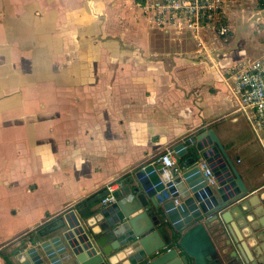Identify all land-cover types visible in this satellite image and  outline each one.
<instances>
[{
  "label": "crops",
  "instance_id": "obj_1",
  "mask_svg": "<svg viewBox=\"0 0 264 264\" xmlns=\"http://www.w3.org/2000/svg\"><path fill=\"white\" fill-rule=\"evenodd\" d=\"M141 1L0 0V264H8L2 254L22 264L18 253L36 244L32 230L112 180L123 187L210 127L259 211L263 241L239 232L261 253L264 135L237 111L228 71L264 57V6L227 0L231 34L196 39L155 26ZM188 150L180 163L196 156ZM208 231L219 254L236 248L222 222Z\"/></svg>",
  "mask_w": 264,
  "mask_h": 264
},
{
  "label": "water",
  "instance_id": "obj_2",
  "mask_svg": "<svg viewBox=\"0 0 264 264\" xmlns=\"http://www.w3.org/2000/svg\"><path fill=\"white\" fill-rule=\"evenodd\" d=\"M192 146L196 156L180 173L162 162L149 164L115 192L114 203L91 208L108 194L105 190L86 206L66 212L61 230L18 253L21 263L110 264L115 256L116 264H264V247L260 245L259 254L239 232L248 230L247 238L256 240L255 245L263 241L253 224L259 211L244 199L248 187L214 128L179 143L177 155L187 154ZM198 159L213 167L216 187L207 185ZM211 222L225 225L227 244L236 245L234 253L219 254L208 231Z\"/></svg>",
  "mask_w": 264,
  "mask_h": 264
},
{
  "label": "built area",
  "instance_id": "obj_3",
  "mask_svg": "<svg viewBox=\"0 0 264 264\" xmlns=\"http://www.w3.org/2000/svg\"><path fill=\"white\" fill-rule=\"evenodd\" d=\"M223 2L224 0H142L140 5L158 28L188 32L194 38L201 39V34L207 30L223 37H228L233 31L232 25L224 19ZM228 75L232 91L238 100L237 111L248 120L254 133L261 138L264 135V57L242 60L229 68ZM176 155V150L168 147L160 160L173 173H180L190 166V162L185 159L180 163ZM196 164L207 185L216 186L218 179L213 167L204 159L196 161ZM121 186L120 180L110 181L106 186L108 194L100 199L101 206L114 203L117 200L115 192Z\"/></svg>",
  "mask_w": 264,
  "mask_h": 264
},
{
  "label": "trees",
  "instance_id": "obj_4",
  "mask_svg": "<svg viewBox=\"0 0 264 264\" xmlns=\"http://www.w3.org/2000/svg\"><path fill=\"white\" fill-rule=\"evenodd\" d=\"M263 6H264V0H261V7H263ZM186 157H188V156L185 155L184 158H186ZM95 195H97V194H94L92 197H94ZM89 199H87V200H89ZM87 200L79 201L76 204V207H82V206L86 205ZM64 225H65V220L62 217V215L55 216L51 220L44 222L43 224L39 225L36 229L32 230L29 234V236H30L29 238L33 243H37V242L41 241L43 238L49 237L54 232L62 229L64 227ZM2 255L8 264H15L10 259V257L8 255H6V254H2Z\"/></svg>",
  "mask_w": 264,
  "mask_h": 264
},
{
  "label": "clouds",
  "instance_id": "obj_5",
  "mask_svg": "<svg viewBox=\"0 0 264 264\" xmlns=\"http://www.w3.org/2000/svg\"><path fill=\"white\" fill-rule=\"evenodd\" d=\"M126 251H127L128 255H132L133 254V250L131 248L127 249ZM118 255L123 256V253L118 254ZM116 259L117 258L115 256L112 257L111 260H110V264H116Z\"/></svg>",
  "mask_w": 264,
  "mask_h": 264
},
{
  "label": "rangeland",
  "instance_id": "obj_6",
  "mask_svg": "<svg viewBox=\"0 0 264 264\" xmlns=\"http://www.w3.org/2000/svg\"><path fill=\"white\" fill-rule=\"evenodd\" d=\"M227 1V0H224V2ZM228 1H231V0H228ZM240 1H247V2H251V4H253L255 10H257L258 8L257 7H260V3L258 0H240ZM226 4V3H225ZM257 6V7H256ZM187 33V32H186Z\"/></svg>",
  "mask_w": 264,
  "mask_h": 264
},
{
  "label": "bare ground",
  "instance_id": "obj_7",
  "mask_svg": "<svg viewBox=\"0 0 264 264\" xmlns=\"http://www.w3.org/2000/svg\"><path fill=\"white\" fill-rule=\"evenodd\" d=\"M61 214V213H60ZM63 217V216H62ZM37 233V232H36ZM39 239V238H38ZM3 248V247H2ZM20 248V247H19ZM13 251V250H12ZM12 253V252H11Z\"/></svg>",
  "mask_w": 264,
  "mask_h": 264
}]
</instances>
